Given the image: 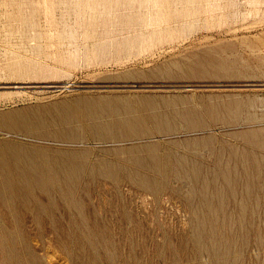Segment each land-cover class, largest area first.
Segmentation results:
<instances>
[{
    "label": "rangeland",
    "instance_id": "rangeland-1",
    "mask_svg": "<svg viewBox=\"0 0 264 264\" xmlns=\"http://www.w3.org/2000/svg\"><path fill=\"white\" fill-rule=\"evenodd\" d=\"M142 96L182 97L188 103L178 109L197 113L189 123L145 121L125 131L79 122L110 108L125 118V103L105 102ZM202 97L250 106L224 123L207 115ZM158 105L154 112L136 108L133 118L164 114L168 108ZM67 119L73 123L60 127ZM263 133L264 0H0V146L50 157L75 154L85 165L78 205L61 201L47 210L44 236L25 213L42 264L78 262L71 245L56 243L53 219L96 230L86 239L97 264H264V181L244 189L243 163L234 153L264 157L248 145ZM204 139L221 145L205 147ZM220 148L221 162L242 175L240 181L227 187L219 179L204 193L191 189L186 167L200 166L211 180L220 174ZM156 162L179 167L165 173L168 187H159V171L137 167ZM147 178L155 189L140 185ZM0 264H7L1 247Z\"/></svg>",
    "mask_w": 264,
    "mask_h": 264
},
{
    "label": "bare ground",
    "instance_id": "bare-ground-1",
    "mask_svg": "<svg viewBox=\"0 0 264 264\" xmlns=\"http://www.w3.org/2000/svg\"><path fill=\"white\" fill-rule=\"evenodd\" d=\"M201 101L203 102L204 111L207 113L208 116L211 117V119L213 118V120L215 119L216 121H222L224 123L225 122L228 123V122L234 120L235 118H237L238 116L241 115L244 107L250 106L249 104H246V105L238 104L237 105V104H230V103H228V104H222V103L211 104L209 101H207L206 98H203V97L201 98ZM105 103L107 105H112V104L119 105L120 103H125L126 109H124V111L127 114V117L120 118L118 115L119 111L115 108L114 109L110 108V109L106 110L105 112L95 113L96 112L95 111L94 114H92V112H90L91 114H89V117L84 118L83 122L82 121H79V122H81V124H83V125H88L86 128L95 127L98 129V131H100V129H102V128H105L106 130H108L107 128H113V127H117V128L120 127L119 130H121V128H123V130H124V128H131V129L134 128L136 123H142L143 122V123L147 124L146 123L147 121L155 122L154 123L155 126L157 125L156 122L157 123L159 122V124H164L166 122L169 123L172 121L171 123H173V120H177V118H179V119L181 118V120H183V121L186 119L188 122V120L190 118H192L191 116L194 117L197 113L193 108H190L188 106H186L184 108V110H182V111H180L182 108L180 110L178 109L179 105L188 103V100H186L185 98H182V97H177V98L159 97V98H156V97L142 96L136 101L111 98V99L107 100ZM158 103L160 104V105H158L159 108H162V109L168 108L167 111L164 112V114L161 112H159V115H157L156 113H155L156 115L151 113V114H148V116H147L148 118L146 120L140 119V118H138V119L133 118L136 108L143 110L144 107L150 106V108H151V106H152V108H153L152 112H154V110H155L154 107ZM233 106H235V107H233ZM149 112H151V110ZM104 113H106V114H104ZM105 117L106 118L109 117V118L105 119ZM198 117H199V115H198ZM198 117L196 116L195 118H198ZM3 119H4L3 122L7 121L6 118H3ZM178 121L179 120H177V122ZM71 123H73V121L70 119H67V120L62 121L59 124V126L62 128H66V125H70ZM174 123H175V121H174ZM199 123L201 124V121ZM136 126H138V125H136ZM166 126H168V125H166ZM188 127H190V126H188ZM194 127H195V125H194ZM64 130L62 129L63 133H64ZM98 131H96V133H98ZM76 132H75V135L79 134V133L76 134ZM54 133H52V134H54ZM68 133H66V135H68ZM114 133H112V134H114ZM44 134H46V133H44ZM57 134L59 135V133H56L55 135H57ZM64 134H63V136H64ZM69 134H71V133H69ZM72 134H74V133H72ZM105 134L107 136L108 133H105ZM109 134H111V133H109ZM121 134H123V133H121ZM259 134H261V132ZM256 135H257V132H256ZM111 136L112 135H110L109 138H111ZM119 136H120V134H119ZM129 136H131V135H129ZM245 136H246V138H248L247 135H245ZM70 137H67V138H70ZM72 137H74V136H72ZM96 137H95V139L98 138V137L97 138ZM100 137H101V134H100ZM113 137L116 138V136H113ZM249 137L251 138V136H249ZM75 138H77V136L74 137V140H75ZM115 138H113V139H115ZM53 139H56V138H53ZM65 139L66 138H64V140ZM70 139L68 141H70ZM106 139L108 140V138H106ZM56 140L58 141V139H56ZM59 140H61V139H59ZM115 140L117 141V138ZM245 140L246 139H244V141ZM248 140H250V141H248V145H250L251 148H254V150L256 148V149L264 152V133L261 136L259 135L258 137L256 136L255 138L253 137V139L248 138ZM110 141H111V139H110ZM191 143H192V141H191ZM216 143H219L221 145L220 142H216L213 139L205 140V141H203V143H200V144H203L205 147H207V146L209 147V146L214 145ZM9 144H10V142H9ZM196 144H198V143H196ZM3 145H4V143H3ZM7 145H8V143H7ZM70 145H73V144H70ZM180 145L181 144H179V146ZM31 146H33V145H31ZM8 147H9V145H8ZM8 147L0 146V210L2 209L1 206H5L10 211V212L8 211L7 214L0 212V247L2 248V250L5 254L7 264H42V260L37 254L38 251L33 247V245H31L30 240L28 239L31 233H30V229L27 226V219H29V218H27V215L25 213L29 212L32 214V217L34 220L31 222L37 224L39 227L38 231H37L38 236H44L43 230L45 228L44 226H45L47 220H45V216H43V215L45 213H47V210L50 212V210L53 207H55V206L59 207L61 201H67L74 207L78 205L80 193H78V191L76 189L83 187L82 183L79 181H82L81 176L84 174L83 173L81 175L79 170L81 169V171H82V168L85 165L76 163V159H78V156L75 154H69V155L65 154L64 156L62 154L63 157H50V156H41L39 154H30V152L25 153L24 151L22 152L21 150H19V149L17 150L14 147L13 148H11V146H10V148H8ZM174 147H176V146L174 145ZM21 149H23V148H21ZM58 150H60V149H57V151ZM65 150H67V149H65ZM236 150H234V153L236 155L239 154L241 156L240 161L243 163L242 164L243 165L242 171L245 172V178H246L245 182L242 183L239 180V178H241L240 176H242V175L234 174L236 172H232L231 171L232 169L229 171V168L226 167L227 165L225 166V164H223V162H221V159L224 155V149L220 148V150L218 152V156H219L220 160H219L218 165L215 169L216 171H220V174H218V173L213 174L212 175L213 177L211 180H206L205 176L200 173L203 169V168H200V166L193 165V166H188L189 168L186 167V169H190L191 172L193 173L190 176V182H189L191 185V189H196V190L204 193L211 186H214V185L218 186L219 182H217V181L219 179L222 182V184L224 186H227V187L233 186V184L236 183V181L238 182V180H239L241 185H243L244 189L250 188V186L252 185L251 181H255L257 179L261 180V178L264 181V157L261 158V157H258L255 153L254 154L250 153V152L248 153L246 151H240L238 153V151H236ZM62 151H64V150H62ZM131 151H133V150H131ZM197 151L195 150V152H197ZM45 152H47V151H45ZM231 152H232V150H231ZM72 153H74V152H72ZM80 154H82V153H80ZM136 155H137V153H136ZM84 156H85V154H84ZM150 157H151V155H150ZM185 158H188V157L185 156ZM183 162H185V161L183 160ZM193 163H195V162H193ZM147 164H149V163H147ZM137 167L141 168V169L146 168V169L159 171V177H160L159 178V187H168L169 186L168 175L167 174L165 175V173L167 171L170 172V170L176 171L177 169H179L178 166H165V165L160 164V163L158 164V162H156L154 167H144V166H137ZM182 167H184V166H182ZM115 168H117V166ZM182 169H185V168H182ZM114 171H116V170H114ZM186 171H188V170H186ZM174 173L176 174V172H174ZM187 173L188 172H186V174ZM180 175H181L180 177H184V176H182L183 174H180ZM256 176H257V178H256ZM79 177H81V178H79ZM182 180L183 179H176V181H182ZM170 181H172V180H170ZM139 183H140V185H143V186L147 187V189H150V190L155 189V187L157 186L156 183L153 185V183L151 182V179H149V178L144 179V180H140ZM262 184L264 186L263 182H262ZM44 202H46L47 205H44ZM65 204H67V203H65ZM12 212H19V215H17L16 217H13ZM73 221L74 220L69 221L68 226L65 227V225L62 224V221H60V219H53L52 224L54 226V237L56 239V243L59 242L64 247H69V245H71L72 248H70V249L72 251V255L75 257L76 261H78L77 264H97V261H95V258L93 256H91V254H90V252L94 249V244L90 238L86 239L88 236L94 235L95 233L93 234V231H96V230L92 229V230L88 231V230H84L83 228H81L82 230H80L78 225H75V222H73ZM47 225H48V223H47ZM79 226H80V224H79ZM83 230H84V232H83ZM69 235L73 236L71 241L68 240Z\"/></svg>",
    "mask_w": 264,
    "mask_h": 264
}]
</instances>
